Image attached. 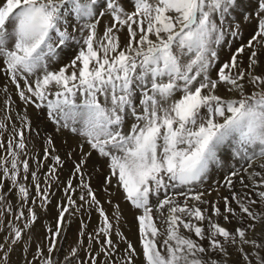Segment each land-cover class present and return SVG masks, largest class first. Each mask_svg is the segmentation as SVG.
Returning a JSON list of instances; mask_svg holds the SVG:
<instances>
[{"label": "snow or ice", "instance_id": "6c2138e0", "mask_svg": "<svg viewBox=\"0 0 264 264\" xmlns=\"http://www.w3.org/2000/svg\"><path fill=\"white\" fill-rule=\"evenodd\" d=\"M239 8L240 0H0L8 81L0 87V264L28 243L54 188L63 191L54 227L27 264H264V0L241 13L253 34L221 61L225 38L241 36L232 19ZM29 107L51 122L50 134L41 136ZM64 130L78 138L75 150L57 143ZM96 158L111 212L85 179ZM214 171L222 181L201 190ZM9 196L20 221L10 228ZM124 206L135 210V244L120 227ZM93 210L100 226L89 232L82 220L75 247L58 259L70 219Z\"/></svg>", "mask_w": 264, "mask_h": 264}, {"label": "bare ground", "instance_id": "6f19581e", "mask_svg": "<svg viewBox=\"0 0 264 264\" xmlns=\"http://www.w3.org/2000/svg\"><path fill=\"white\" fill-rule=\"evenodd\" d=\"M249 2H250V0H240V8H239L237 14L232 17V19L239 24V27L241 29V36L239 38H235V39L233 37H231V36H227L225 38V41L222 42V45L219 47V52H220L221 56H223L221 61L226 60L230 56V54L233 51H235V49L241 43H246L247 40L250 38V36L253 34L254 24H251V23L243 20L242 15H241V13H243L245 11H252L251 7L248 4ZM254 3H255V0H253V7L252 8H254ZM247 6H249V7H247ZM107 23H108V18L107 17L103 18L102 21H101V24L99 26L100 29L102 30ZM229 41H231V43H229ZM64 51L68 52V53L69 52H72V53L70 55H67V56H64L63 54H61V55H63L62 56V60H61L62 63L67 62L71 58V56L74 55L75 49L69 48V49H65ZM7 82L8 81L6 80V78H4L2 75H0V87H2V85L4 83H7ZM9 90L12 93L13 100L15 101V106H14L15 107V111L22 112L24 110V105H23V103L21 101L18 100V97L15 95L14 86L9 85ZM3 99H4L3 93L0 92V101H2ZM38 111H40V110H37V109H35L33 107H29L28 108V112L31 115V118H32V120L34 122V127H35V125H39V131L42 134L46 130V127H45L46 125L42 126V125L39 124V121L37 119V117L39 116L37 114ZM17 123H19V122L17 121ZM32 135L35 136V133H33ZM60 136H62L66 140H64L63 138L59 137V138H57V143L58 144L71 145V149L65 147L62 150H64V151L75 150V146H76V143H77V140H78L77 138H75L71 134H69L67 132V130H64L63 134L60 135ZM38 143H39V137H35V139H33L32 143L30 144V147H32L33 145L35 147H37ZM95 156L96 155H94V157ZM95 161H97V159ZM95 163L96 162H94L92 165H90L89 175L85 177L86 180L90 178V181H95V182L99 181V177L95 173V170H96L94 168V164ZM33 168H35V165H34ZM64 170H66V169H64ZM68 172H69V170H68ZM215 172L216 171L212 172L209 176L213 177ZM223 176L224 175H219V176L217 175V177H213V179H218L219 181H221ZM66 179L67 178L62 175L61 180L64 181ZM97 186H98L97 190L100 193L99 198L104 203V207H105L106 211L111 212L112 211V206L107 203V200L109 199V197H107L102 191H100L101 181H99ZM59 202H60L59 200L55 199L53 204H50L48 206L49 209H47L45 212H37L38 213L37 221L31 227V229L28 230V236H26L24 238L25 240H28V243L25 244L24 242H22L21 245H20V248H18L15 252L12 253L11 264H27V261L32 259V256H33L32 254L35 253L36 245L39 244L42 240H44V237L47 234V229L50 228V227H54L56 215H57V212H58V203ZM117 202H119V200L116 197H112L113 205L116 204ZM89 213L93 214L92 216H93V219H94V221L96 223V226L99 227L101 218L99 217L98 212H96L94 210L93 211L82 212L81 213L82 218L84 220H86V216ZM134 214H135V210L134 209H130L127 206H124V212H123L124 218L121 221L120 227H121V230L128 237V239L131 240L135 244V243H137V238L134 237V234L137 231V226H136V222L134 220ZM83 219L80 218V220H83ZM29 237H31L30 240H29ZM45 243H46V241H45ZM25 248H27V250H26L27 252L25 251V253H23V252L21 253V251L22 250L24 251ZM105 259H107V257H103L102 256V260H105Z\"/></svg>", "mask_w": 264, "mask_h": 264}, {"label": "rangeland", "instance_id": "374dc122", "mask_svg": "<svg viewBox=\"0 0 264 264\" xmlns=\"http://www.w3.org/2000/svg\"><path fill=\"white\" fill-rule=\"evenodd\" d=\"M249 4V6L251 7V9L253 10V0H250V2L248 3ZM249 6H247V7H249ZM66 49H69V48H66ZM71 49H74V46H73V48H71ZM72 52H63V53H61V54H63L64 56H67V55H70ZM63 55H61V56H63ZM222 57L223 56H221V54H220V58L222 59ZM38 115H39V117H40V119H38V121H39V124L40 125H46L45 127H46V130L41 134V136H43V135H47V134H50L51 132H52V130H53V125L51 124V122H48V121H46V117H44L43 116V113L41 112V111H38V113H37ZM67 132L69 133V134H71L73 137H75V138H77L76 137V135L75 134H73V133H71V132H69L68 130H67ZM59 137H61V138H63L62 136H58V138ZM64 139V138H63ZM78 139V138H77ZM64 140H66V139H64ZM42 143H43V140H42V138L41 137H39V143H38V146L37 147H35V153H34V155L35 156H39L40 154H41V145H42ZM31 148V147H30ZM5 153L3 152V150H0V156H2V155H4ZM94 155H96L95 153H94ZM97 159V161H94V162H96L95 164H94V168L97 170V169H102L103 168V165H104V162H103V159L101 158H96ZM95 159V160H96ZM99 159V160H98ZM69 162V163H68ZM98 162V163H97ZM68 163V164H67ZM233 163H235L234 161H233ZM34 165H35V163L33 162V167H34ZM66 165L67 166H65V168L64 169H66V170H64V173L62 174L63 176H65L66 178H68V175L70 174V172H71V165H72V160L71 159H69V160H67L66 161ZM69 166V167H68ZM70 168V169H69ZM94 169V170H95ZM68 170H69V172H68ZM95 170V173L98 175V177H99V181H101L102 182V177H101V175L97 172ZM217 173V174H216ZM62 175H61V177H62ZM217 175L219 176V175H224L223 174V172L221 173V171H216L215 173H214V176L213 177H217ZM213 177H208L207 178V180L204 182V184H203V186H202V189L201 190H203V189H209V188H212V187H215V185L217 184V182H219V180L218 179H213ZM209 179V180H208ZM99 181L98 182H95V181H91V184H92V186L94 187V189H98L97 187V184L99 183ZM222 181V180H221ZM74 182H78V181H74ZM96 184H95V183ZM5 183H8L7 181H5ZM96 187V188H95ZM223 191V190H222ZM53 192H54V196H52V198H51V201H50V203H48L44 208H39L38 209V212H45L47 209H49V205L50 204H53V202H54V200L55 199H57V200H59V201H61V198H62V196H63V191H62V188H54L53 189ZM213 199L215 198V197H212ZM9 199H10V201L13 203V205H14V208H13V213H11V214H9V213H6L5 214V216H6V219L4 220V223L10 228L12 225L11 224H8L7 222L9 221V220H11V221H13L14 223H16V224H19L20 223V221H15V212H16V208H15V205H16V201L15 200H12L11 199V196H9ZM14 214V215H13ZM37 215H38V213H37ZM93 214L92 213H89L87 216H86V220H84L83 218H82V216H81V214H79V215H77L76 217H74V218H71L70 219V223L67 225V227L65 228V231H64V238H62L61 239V241H60V246H61V249H62V251H60V252H58V253H56V256H57V258L58 259H61V260H63V258H64V255H66L67 254V252L72 248V247H75V241L77 240V237H78V235H79V233H80V230H81V221L82 220H80V218L81 219H83V222L88 226L87 227V231H89V232H91V231H93L94 229H96L97 228V226H96V223H95V221H94V219H93V216H92ZM93 219V220H92ZM4 235H6V232H4L3 230H0V237H2V236H4ZM134 237H138V234H137V231L135 232V234H134ZM23 242V241H22ZM21 242V243H22ZM86 247H87V245H86ZM18 248H20V247H18ZM17 248V249H18ZM16 249V250H17ZM27 250V248H25L24 249V251L22 250L21 251V253L23 252V253H25V251ZM27 252V251H26ZM34 254V253H33ZM32 254V255H33ZM80 258L81 259H84V260H87V256L85 255V253H84V251L83 250H81V253H80ZM100 259L102 260V256L100 257ZM117 259H119V257H117Z\"/></svg>", "mask_w": 264, "mask_h": 264}]
</instances>
